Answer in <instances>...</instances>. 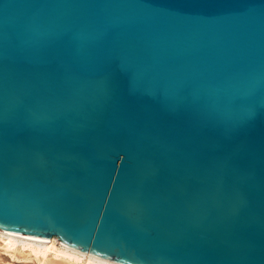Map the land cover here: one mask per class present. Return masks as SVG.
<instances>
[{
    "label": "water",
    "instance_id": "water-1",
    "mask_svg": "<svg viewBox=\"0 0 264 264\" xmlns=\"http://www.w3.org/2000/svg\"><path fill=\"white\" fill-rule=\"evenodd\" d=\"M0 232L264 264V0H0Z\"/></svg>",
    "mask_w": 264,
    "mask_h": 264
},
{
    "label": "bare ground",
    "instance_id": "bare-ground-1",
    "mask_svg": "<svg viewBox=\"0 0 264 264\" xmlns=\"http://www.w3.org/2000/svg\"><path fill=\"white\" fill-rule=\"evenodd\" d=\"M55 240L39 242L0 232V264H118L58 240L60 247H57Z\"/></svg>",
    "mask_w": 264,
    "mask_h": 264
},
{
    "label": "rangeland",
    "instance_id": "rangeland-1",
    "mask_svg": "<svg viewBox=\"0 0 264 264\" xmlns=\"http://www.w3.org/2000/svg\"><path fill=\"white\" fill-rule=\"evenodd\" d=\"M56 241V240H55ZM60 243L58 242V241H56V245H58L57 247H60V245H59ZM5 262H7V261H5Z\"/></svg>",
    "mask_w": 264,
    "mask_h": 264
}]
</instances>
